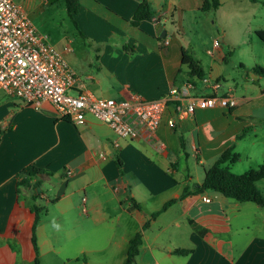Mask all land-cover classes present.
Wrapping results in <instances>:
<instances>
[{"label":"crops","instance_id":"crops-1","mask_svg":"<svg viewBox=\"0 0 264 264\" xmlns=\"http://www.w3.org/2000/svg\"><path fill=\"white\" fill-rule=\"evenodd\" d=\"M17 1L30 17L47 6L57 11L56 5L68 14L64 0ZM149 1L154 15L138 26L131 20L141 0H80L77 26L68 14L81 48L72 47V34L53 43L72 48L66 57L78 76L74 91L158 98L191 80L197 95L210 92L201 77L189 78L185 52L203 77L220 82L218 93L234 96L237 104L183 116L170 102L156 129L128 138L92 116L78 124L48 101L35 107L0 91V264H32L46 253L80 259L109 248L124 264L139 232L137 264H264V204L195 191L205 169L231 144L239 154L231 167L244 159L249 169L264 162V73L253 70L264 68V58L254 56L250 69L240 61L244 72L234 76L224 64L232 49L213 43L207 59L183 38L182 14L172 31L167 27L177 8L201 9L202 0ZM171 117L175 127L168 124ZM190 150L196 171L187 163ZM28 165L43 172L24 185L21 171ZM36 205L45 212L35 229L39 253L32 241ZM177 248L191 251L179 254Z\"/></svg>","mask_w":264,"mask_h":264},{"label":"built area","instance_id":"built-area-1","mask_svg":"<svg viewBox=\"0 0 264 264\" xmlns=\"http://www.w3.org/2000/svg\"><path fill=\"white\" fill-rule=\"evenodd\" d=\"M214 44L218 47L220 41L215 39ZM71 49L70 44L59 47L53 43L17 0H0V91L26 104L39 107L48 101L63 118L83 124L92 116L128 138L136 137L143 128L156 129L170 102L183 116L198 108H232L237 104L234 96L219 94L220 82L209 76L201 80L210 92L198 95L191 80L173 84L168 93L158 98L139 93L114 98L75 92L77 72L66 57ZM168 124L175 127V118H169ZM67 172L71 174L72 170Z\"/></svg>","mask_w":264,"mask_h":264},{"label":"rangeland","instance_id":"rangeland-1","mask_svg":"<svg viewBox=\"0 0 264 264\" xmlns=\"http://www.w3.org/2000/svg\"><path fill=\"white\" fill-rule=\"evenodd\" d=\"M58 6L56 5L57 11L47 6L39 14H31V18L39 30L46 34L52 42L72 34L74 39L71 45L75 50H79L81 48L80 38L73 31L72 20L64 11L65 9H58ZM62 8L65 7L62 6ZM175 14L176 21H167V27L172 31L180 22L179 14H182L183 26L180 28V32L184 35L183 38L186 42H191L197 53L209 59L206 50L213 49L215 39L220 41L224 50H233L224 64L226 71L234 76L238 72H244V69L240 67V61L246 63L250 69L252 63H255L253 62L254 56L264 58V39L257 30L258 28L264 29V0H220L219 7L210 10H202L195 4H191L190 7L177 8ZM220 37L222 39H219ZM182 160L185 162V159ZM187 163L192 171H196L197 162L191 150ZM249 165L244 159L235 166L232 165L231 169L234 172L242 173L251 167ZM258 187L264 192V181H261ZM44 213L41 211V216ZM118 254L113 248H109L103 253L90 254L88 257L81 255L80 259L76 257L69 259L64 253L58 256L46 253L40 257V260L38 259V262L32 264H120Z\"/></svg>","mask_w":264,"mask_h":264},{"label":"trees","instance_id":"trees-1","mask_svg":"<svg viewBox=\"0 0 264 264\" xmlns=\"http://www.w3.org/2000/svg\"><path fill=\"white\" fill-rule=\"evenodd\" d=\"M255 1V0H254ZM67 12L71 19L74 21L77 26L76 21L74 20L73 14L78 10L80 6V0H64ZM220 5V0H202L201 9L210 10L217 9ZM154 15V10L151 2L149 0H141L136 12L131 20V23L135 26H138L140 22L144 19L152 18ZM259 35L264 39V30H259ZM183 63L189 65L190 71L188 72L189 78L194 79L195 75L203 77V72L200 69L197 61L192 57L187 55L185 52L183 54ZM253 70L256 72L264 73V68L255 65ZM244 133V132H243ZM242 133L238 135L241 137ZM239 159V154L234 151V144H231L226 148L216 161L208 168L205 169V177L202 183L196 184L195 191L203 192L205 190H214L220 192L226 197L235 199L237 201H252L258 204H264V192L261 191L258 187V182L264 179V162L261 163L258 167L249 169L242 173H236L231 169V164L235 163ZM119 165L121 166V161L118 160ZM43 170L34 165L26 166L21 174H24L25 177L22 180L21 184L28 185L31 183V180L39 173H42ZM20 184V183H19ZM35 184V183H34ZM175 199H172L165 203L163 209L168 207ZM36 209V220L33 227V236L32 241L33 245L39 253L38 241L35 233V229L40 220V212L42 211L37 205ZM190 223L201 233L203 234L202 228L193 220H190ZM148 224V222H147ZM142 242V234L137 233L129 243V248L127 251V257L124 264H137V255L139 252V246ZM191 250L184 248L175 249L176 253L187 254ZM38 262V258L36 259Z\"/></svg>","mask_w":264,"mask_h":264},{"label":"water","instance_id":"water-1","mask_svg":"<svg viewBox=\"0 0 264 264\" xmlns=\"http://www.w3.org/2000/svg\"><path fill=\"white\" fill-rule=\"evenodd\" d=\"M160 26V25H159ZM165 33H166V31L164 30L163 32H162V35H165Z\"/></svg>","mask_w":264,"mask_h":264}]
</instances>
